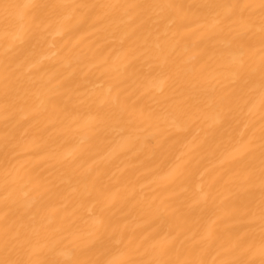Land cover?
Wrapping results in <instances>:
<instances>
[{
	"label": "snow or ice",
	"instance_id": "1",
	"mask_svg": "<svg viewBox=\"0 0 264 264\" xmlns=\"http://www.w3.org/2000/svg\"><path fill=\"white\" fill-rule=\"evenodd\" d=\"M0 16V264H264V0H0ZM85 27L119 34V46L108 55L70 49L62 66L84 64L83 77L41 72L37 50ZM81 88L86 99L69 103ZM145 96L153 103L142 104ZM201 120L207 127L192 136ZM147 122L171 129L145 143L162 160L149 173L163 172L169 197L157 203L121 177L126 191L117 199L92 168L72 197L64 185L76 155L117 140L134 145ZM48 127L86 129L72 137V160L56 152L57 138L45 137ZM181 147L187 152L176 156ZM196 149H211L220 172L193 199L185 157ZM30 155L54 159L66 179L56 183L31 160L20 162ZM150 212L162 220L158 228L141 227Z\"/></svg>",
	"mask_w": 264,
	"mask_h": 264
},
{
	"label": "bare ground",
	"instance_id": "2",
	"mask_svg": "<svg viewBox=\"0 0 264 264\" xmlns=\"http://www.w3.org/2000/svg\"><path fill=\"white\" fill-rule=\"evenodd\" d=\"M10 2H27V0H10ZM42 2H50V0H42ZM64 2L70 3H120L126 2V0H64ZM178 3H192L194 0H175ZM3 29L4 21L0 16V43L3 42ZM51 41V38H50ZM120 43V35H112L107 31H97L96 29L85 27L79 32L70 33L63 38L57 37L54 44L51 46L45 45L43 51L39 49L38 54L44 58L41 72H63L66 76L70 75L75 71L80 77H83L84 73L89 71L88 67L84 64L73 63L71 68L63 67L66 59L68 58L69 50L80 51L81 49L87 51L89 48L100 47L105 55H108L114 48H117ZM2 52V49H0ZM95 71V69H92ZM99 76V72H96ZM97 84L101 83L102 80H95ZM72 99L69 101L71 104H77L79 101L85 100L87 93L86 90L81 88L71 94ZM142 104H152L153 101L145 96L140 101ZM38 104L34 107H37ZM32 109L30 108V111ZM24 119H29L27 115L23 116ZM259 118V111L257 110L254 119ZM40 120V127L44 128L48 125L47 114H42L38 117ZM29 123L33 121L29 120ZM25 127H28L26 124ZM167 125L163 122H147L139 125L140 131L138 135L140 140L134 145H127L121 143L119 140L112 144L99 145L92 151L85 152L83 154H77L75 164L73 165L74 171H71L72 176L71 186L67 187L69 193H72V197L77 196L80 192L84 191L85 184L83 177L87 175L88 169L92 168L96 171H100L102 175L103 184L108 188L109 192L119 199L120 196L126 191L123 184L118 183V178H127L135 186L136 191L139 195L156 197L157 203L160 200H166L169 197V193L165 191L161 186L159 175L163 172L153 175L149 173V169L163 168L164 165L160 158L153 157L152 152L145 148L146 140H151L155 143L156 139H159L163 135L170 134L171 129H167ZM207 123L197 121V124L193 126L192 136L197 135V128H206ZM3 133V116L0 114V136ZM86 134V129L79 132L65 133L60 127H48L45 137L52 136L57 138V144L55 146L56 152L60 156L67 157L68 160H72L73 154L76 153V141L72 137H78L82 139ZM202 135V134H201ZM189 136V140L192 139ZM151 145H149V148ZM3 151V142L0 140V152ZM187 152L186 148L181 147L180 151L175 153L176 156L180 155V152ZM41 156L44 154L41 153ZM101 157H104L101 160ZM192 157V175L188 181V192L187 196L195 199L199 195V186L203 184L205 188L213 178L220 172V165L218 159L211 149L200 150L196 149L193 152H188L185 158ZM27 160H31L33 165L36 166V172L40 173L42 177L54 180L56 183H60L61 180L66 179V170L61 165L56 163L54 159L41 160L38 156H21L20 162L24 163ZM55 165V167H52ZM123 170V171H121ZM49 173H52L50 176ZM113 173L116 175L113 176ZM137 177L139 180L137 182ZM89 190H92L93 186L89 183L87 185ZM97 188L100 185H96ZM75 189V191H73ZM70 197V199L72 198ZM74 204H69V207L65 211H71ZM119 207V205H117ZM204 207V205H200ZM207 210L211 212L212 205L207 206ZM116 211V209H113ZM117 216H120V212H116ZM214 218V217H213ZM131 220V217L129 218ZM142 228L152 229L158 228L162 220L158 218L156 213H147L143 216L142 220L139 221Z\"/></svg>",
	"mask_w": 264,
	"mask_h": 264
}]
</instances>
